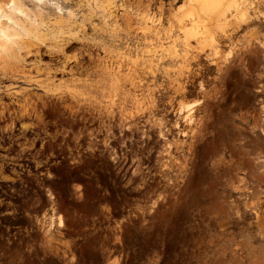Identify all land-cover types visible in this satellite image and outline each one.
<instances>
[{"label": "rangeland", "instance_id": "1", "mask_svg": "<svg viewBox=\"0 0 264 264\" xmlns=\"http://www.w3.org/2000/svg\"><path fill=\"white\" fill-rule=\"evenodd\" d=\"M16 1L19 46L60 47L0 52L38 132L22 264H264V0L224 24L197 0Z\"/></svg>", "mask_w": 264, "mask_h": 264}, {"label": "flooded vegetation", "instance_id": "2", "mask_svg": "<svg viewBox=\"0 0 264 264\" xmlns=\"http://www.w3.org/2000/svg\"><path fill=\"white\" fill-rule=\"evenodd\" d=\"M5 79L0 77V82ZM0 83V87H1ZM5 86V85H3ZM9 100V102H6ZM17 102L5 94L0 96V264H22L21 246L23 240L34 241V232L23 226L24 213L22 176L28 173L30 185L35 181L36 161L32 151L37 141L35 127L23 129ZM30 199L34 200L33 187H29ZM35 245V242H33Z\"/></svg>", "mask_w": 264, "mask_h": 264}, {"label": "bare ground", "instance_id": "3", "mask_svg": "<svg viewBox=\"0 0 264 264\" xmlns=\"http://www.w3.org/2000/svg\"><path fill=\"white\" fill-rule=\"evenodd\" d=\"M40 1L43 2L46 0H40ZM197 3H199L200 5L198 12L200 18L203 19L212 18L214 15L216 16L219 15V22L223 24L227 23L228 21L227 15L229 12H231V9L235 10L241 16V19H245L248 15L249 7L252 6L250 0H197ZM225 4H228L226 9L224 8L226 6ZM20 16H25V17L28 16L27 10L25 9V5L23 3H18L16 0H7L6 2L0 4V52L5 53L7 57L11 59L16 66H22V64H24L25 62V57L31 54V52H34V50L35 53L36 51H38L39 54L40 52L39 48L37 50L35 49V47L39 45L46 46L49 49L48 51H50V54L51 52L58 51L60 49L57 42L53 45L52 44L48 45L46 44V39L44 38H40L37 44L30 42H23V44L19 46L18 42L21 40L19 36H21L22 34L27 35L31 33L29 30L26 29L25 23ZM192 16L193 15L189 16V18L190 17L192 18ZM69 17L70 18L73 17L72 12H69ZM194 17L195 16H193V18ZM183 21L184 20L181 21L180 26L181 28L184 29V37L189 38L190 36H203L200 35V31H198V28H200L199 25L198 27L195 26L196 22L192 24V26L189 25L186 26V23H184V26L182 27ZM32 23L36 24L37 22L35 21ZM61 23H62L61 21H57L56 24H61ZM151 23L154 24V22ZM191 23H193V20H190V24ZM17 47L21 49V51L18 53L15 50ZM15 72L19 73L23 71L15 70ZM24 116H30L27 106H22V117ZM23 129H27V127L24 126ZM258 179L261 185L264 184L263 174L260 175ZM45 235L46 236L49 235V238L51 239L52 238L51 230L46 231ZM117 263L118 262L116 261L115 264Z\"/></svg>", "mask_w": 264, "mask_h": 264}]
</instances>
